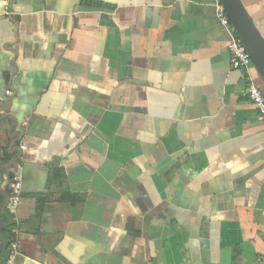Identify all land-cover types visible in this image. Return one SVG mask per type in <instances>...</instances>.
I'll list each match as a JSON object with an SVG mask.
<instances>
[{
	"label": "crops",
	"instance_id": "obj_1",
	"mask_svg": "<svg viewBox=\"0 0 264 264\" xmlns=\"http://www.w3.org/2000/svg\"><path fill=\"white\" fill-rule=\"evenodd\" d=\"M88 2L0 0V264L12 224V264H264V123L213 0Z\"/></svg>",
	"mask_w": 264,
	"mask_h": 264
},
{
	"label": "built area",
	"instance_id": "obj_2",
	"mask_svg": "<svg viewBox=\"0 0 264 264\" xmlns=\"http://www.w3.org/2000/svg\"><path fill=\"white\" fill-rule=\"evenodd\" d=\"M213 5L216 10V17L220 22L223 30L228 35V50L231 57V66L235 69L242 70L247 76L249 99L256 106L261 121L264 123V87L256 83L253 76V70L256 69L251 53L245 45L242 37L237 32L235 26L227 15L223 0H213ZM10 92H8L9 94ZM23 198V184L18 175H14L10 182V198L7 205V210L10 214L16 213V210L21 205ZM19 245L16 239H12L9 243V257L6 264H12L15 256L18 254Z\"/></svg>",
	"mask_w": 264,
	"mask_h": 264
},
{
	"label": "water",
	"instance_id": "obj_3",
	"mask_svg": "<svg viewBox=\"0 0 264 264\" xmlns=\"http://www.w3.org/2000/svg\"><path fill=\"white\" fill-rule=\"evenodd\" d=\"M227 15L251 53L256 69L264 80V38L245 12L240 0H223ZM9 203V199L7 204ZM7 209V207H6ZM9 242V241H8ZM9 244V243H8ZM9 257V254L4 262Z\"/></svg>",
	"mask_w": 264,
	"mask_h": 264
},
{
	"label": "trees",
	"instance_id": "obj_4",
	"mask_svg": "<svg viewBox=\"0 0 264 264\" xmlns=\"http://www.w3.org/2000/svg\"><path fill=\"white\" fill-rule=\"evenodd\" d=\"M84 3L88 4L89 2H88V0H84ZM7 212H8L9 217L12 218V214H10L8 210H7ZM12 226H13V224L11 226H8L7 228L4 229L6 235L8 236V240H10V241L12 239H15V236H14V234L11 231V227Z\"/></svg>",
	"mask_w": 264,
	"mask_h": 264
}]
</instances>
